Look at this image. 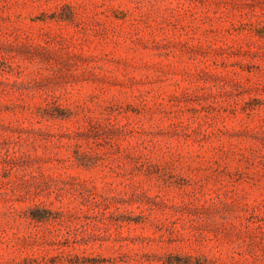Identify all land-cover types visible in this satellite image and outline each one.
<instances>
[{
	"label": "rangeland",
	"instance_id": "1",
	"mask_svg": "<svg viewBox=\"0 0 264 264\" xmlns=\"http://www.w3.org/2000/svg\"><path fill=\"white\" fill-rule=\"evenodd\" d=\"M0 264H264V0H0Z\"/></svg>",
	"mask_w": 264,
	"mask_h": 264
}]
</instances>
